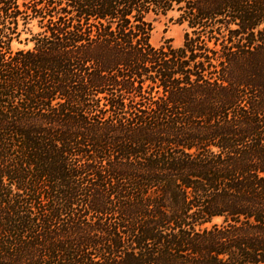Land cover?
<instances>
[{"label": "trees", "instance_id": "trees-1", "mask_svg": "<svg viewBox=\"0 0 264 264\" xmlns=\"http://www.w3.org/2000/svg\"><path fill=\"white\" fill-rule=\"evenodd\" d=\"M0 264H264V0H0Z\"/></svg>", "mask_w": 264, "mask_h": 264}, {"label": "rangeland", "instance_id": "rangeland-1", "mask_svg": "<svg viewBox=\"0 0 264 264\" xmlns=\"http://www.w3.org/2000/svg\"><path fill=\"white\" fill-rule=\"evenodd\" d=\"M149 19L153 23L151 42L155 46L170 43L173 46H181L184 40L186 24L179 21V12L169 11L165 14H150ZM14 48H23L24 44L14 42Z\"/></svg>", "mask_w": 264, "mask_h": 264}]
</instances>
